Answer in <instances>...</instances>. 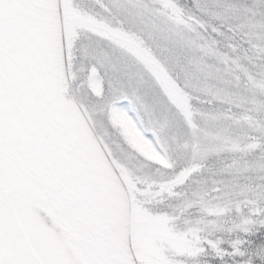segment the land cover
<instances>
[{
  "label": "snow or ice",
  "instance_id": "6c2138e0",
  "mask_svg": "<svg viewBox=\"0 0 264 264\" xmlns=\"http://www.w3.org/2000/svg\"><path fill=\"white\" fill-rule=\"evenodd\" d=\"M0 264H264V0H0Z\"/></svg>",
  "mask_w": 264,
  "mask_h": 264
}]
</instances>
